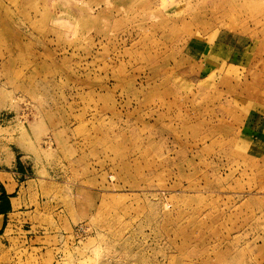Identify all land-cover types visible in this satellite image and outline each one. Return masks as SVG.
I'll return each instance as SVG.
<instances>
[{
    "label": "rangeland",
    "instance_id": "1",
    "mask_svg": "<svg viewBox=\"0 0 264 264\" xmlns=\"http://www.w3.org/2000/svg\"><path fill=\"white\" fill-rule=\"evenodd\" d=\"M0 16V122L38 130L59 224L89 227L44 264H264V0H7ZM40 251L0 241V264Z\"/></svg>",
    "mask_w": 264,
    "mask_h": 264
},
{
    "label": "crops",
    "instance_id": "2",
    "mask_svg": "<svg viewBox=\"0 0 264 264\" xmlns=\"http://www.w3.org/2000/svg\"><path fill=\"white\" fill-rule=\"evenodd\" d=\"M6 1L0 0V6ZM260 133L263 132L255 130V137L260 139ZM261 141L255 143L263 145ZM40 142L38 130L34 134L26 126L0 122V194L6 198V204L0 205V241L6 248L24 244L25 248L40 249L37 258L44 264L49 252L56 262L63 259V254H55V250L64 249L65 238L76 226L69 219L65 224L57 220L55 208L59 203L55 197L61 184L55 180V159L45 160ZM67 223L70 232L64 230Z\"/></svg>",
    "mask_w": 264,
    "mask_h": 264
},
{
    "label": "built area",
    "instance_id": "3",
    "mask_svg": "<svg viewBox=\"0 0 264 264\" xmlns=\"http://www.w3.org/2000/svg\"><path fill=\"white\" fill-rule=\"evenodd\" d=\"M89 233V227L85 225H78L74 228L72 235L75 240H81L84 236Z\"/></svg>",
    "mask_w": 264,
    "mask_h": 264
},
{
    "label": "trees",
    "instance_id": "4",
    "mask_svg": "<svg viewBox=\"0 0 264 264\" xmlns=\"http://www.w3.org/2000/svg\"><path fill=\"white\" fill-rule=\"evenodd\" d=\"M4 203L6 204L5 194L4 193H1L0 194V205H2Z\"/></svg>",
    "mask_w": 264,
    "mask_h": 264
}]
</instances>
